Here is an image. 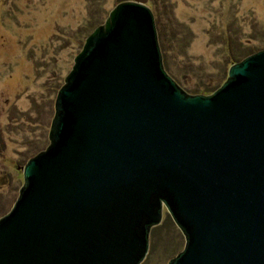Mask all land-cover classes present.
I'll list each match as a JSON object with an SVG mask.
<instances>
[{
    "label": "water",
    "instance_id": "water-1",
    "mask_svg": "<svg viewBox=\"0 0 264 264\" xmlns=\"http://www.w3.org/2000/svg\"><path fill=\"white\" fill-rule=\"evenodd\" d=\"M156 30L123 0L86 36L0 217V264H140L163 206L185 237L168 264H264V48L188 94Z\"/></svg>",
    "mask_w": 264,
    "mask_h": 264
},
{
    "label": "rangeland",
    "instance_id": "rangeland-1",
    "mask_svg": "<svg viewBox=\"0 0 264 264\" xmlns=\"http://www.w3.org/2000/svg\"><path fill=\"white\" fill-rule=\"evenodd\" d=\"M123 0H0V217L23 184L21 166L49 144L54 100L86 36ZM157 16L166 72L208 94L233 62L264 48V0H145ZM140 264H168L185 237L165 206Z\"/></svg>",
    "mask_w": 264,
    "mask_h": 264
}]
</instances>
